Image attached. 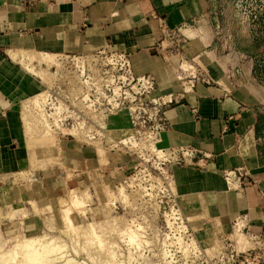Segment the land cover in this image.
Listing matches in <instances>:
<instances>
[{
  "label": "rangeland",
  "instance_id": "rangeland-1",
  "mask_svg": "<svg viewBox=\"0 0 264 264\" xmlns=\"http://www.w3.org/2000/svg\"><path fill=\"white\" fill-rule=\"evenodd\" d=\"M206 1L202 16L166 32L158 49L175 55L176 71L160 81L150 74L154 80L149 87L137 81L141 75H135L132 64L129 71L111 55L118 51L107 48L85 55L60 54L58 68L43 72L44 82L35 77L40 89L17 108L29 151L17 172L29 173L34 165L27 145L33 131L24 126V116L41 121L40 127L52 134L51 143L37 152L44 162L32 177L17 180L22 189L28 187L27 193L14 192L3 201L23 205L0 221V255L14 245V239L7 238L20 233L46 235V241L53 238L60 244L61 250L53 255L50 247L38 264H264V234L244 229L243 221L226 234L219 227L200 231L195 201L179 194L172 180L175 165L198 160L196 155L190 162L177 161L165 138L162 109L178 93L189 91L195 81L227 90L245 87L264 114V0ZM41 93L45 97L30 106L28 100ZM76 145L90 149L91 157L70 160L65 146ZM71 189L87 206L86 216L73 211L72 222H93L99 238L65 232L59 203L69 201ZM99 190L104 193L97 194ZM130 230L135 232L132 241ZM21 258L19 253L16 260Z\"/></svg>",
  "mask_w": 264,
  "mask_h": 264
},
{
  "label": "crops",
  "instance_id": "crops-1",
  "mask_svg": "<svg viewBox=\"0 0 264 264\" xmlns=\"http://www.w3.org/2000/svg\"><path fill=\"white\" fill-rule=\"evenodd\" d=\"M206 6V0H0V205L14 192L27 193L12 177L27 155L17 108L40 89L6 49L85 55L107 48L127 53L135 75L160 81L173 75L177 60L158 49L165 41L161 22L171 30L185 27ZM249 94L245 87L195 81L162 109L168 146L197 151L196 162L173 167L172 180L179 194L193 196L204 233L219 227L226 234L243 221L244 229L264 234V114ZM65 148L70 160L92 154L82 146ZM228 171L234 172L230 184Z\"/></svg>",
  "mask_w": 264,
  "mask_h": 264
},
{
  "label": "bare ground",
  "instance_id": "bare-ground-1",
  "mask_svg": "<svg viewBox=\"0 0 264 264\" xmlns=\"http://www.w3.org/2000/svg\"><path fill=\"white\" fill-rule=\"evenodd\" d=\"M6 53L7 55L10 57V60L12 59L13 62H17L19 63L23 69H25L30 75H33L36 78H40L41 81L44 82V79L46 78L44 75V71H50V68L52 66H55L58 68V66L60 65L61 61H62V57H60V54H56L53 52H47V51H37V50H29V49H24V48H18V49H12V48H8L6 49ZM65 57V56H64ZM86 57V56H85ZM66 58V57H65ZM92 56L88 57V60H92ZM64 60V59H63ZM77 60V59H76ZM85 60V59H83ZM87 62V61H86ZM56 68V69H57ZM58 70V69H57ZM42 71V73H40ZM56 71V70H55ZM45 72V73H46ZM44 75V76H43ZM44 77V78H43ZM50 77V76H49ZM47 79V78H46ZM49 79V78H48ZM78 80V79H77ZM139 80H141V78H139ZM88 82V81H87ZM45 94L41 93V94H37L34 95L30 100H28V103H31L30 106L32 105V107H34L33 105L37 104V101L40 98H44ZM28 105V104H27ZM41 105V104H40ZM36 114V113H35ZM33 115V114H32ZM31 115V116H32ZM34 116V115H33ZM32 116V117H33ZM24 126L28 127V129L30 128L33 131V137L32 139L29 138L30 140L27 142V145H31V149H30V158L32 159V162H34L33 164V168L31 170V172L29 173H23L22 172H13L12 177L14 178V180H21V181H26L27 179L31 178L32 176H30V173H32L35 169H37L39 166L42 165V163L44 162V159H42L40 157V154H37V152L39 150H46V146L51 143V136L50 133H47L49 131H47V129L41 128L39 123L41 122H33V120L30 117L24 116ZM37 119V118H36ZM38 123V124H37ZM41 124V123H40ZM42 126V125H41ZM82 134V133H81ZM50 136V137H49ZM26 141V140H25ZM36 143L40 144L37 145L39 148H37ZM53 144V143H52ZM36 146V147H35ZM28 151V150H27ZM29 152V151H28ZM162 154V153H161ZM162 157V156H161ZM176 158V157H175ZM30 163V161H29ZM53 163H56L55 161ZM25 165V164H24ZM37 165V166H36ZM24 168V167H23ZM22 168V169H23ZM10 179V178H9ZM15 181V182H16ZM31 181V180H30ZM235 181V180H234ZM23 183V182H22ZM30 183V182H29ZM24 184V183H23ZM233 185V184H232ZM232 187V186H231ZM234 187V186H233ZM88 192V191H87ZM76 191H73V189H71L68 192V196L70 197L69 201H61L59 203V205H61V216H62V220H63V224L65 226V232H67L69 235L73 234V235H77L78 237L81 234H92L93 236L98 237L99 238V234L97 233V229L95 228V226L93 225V222H87V223H77L74 224L72 222V213L73 211H76L77 213H81V216H86V210H87V206H86V201L85 199H83L84 197L80 196L81 194H77L76 195ZM103 194L104 191L99 190L97 192V194ZM89 194V193H88ZM105 196V194L103 195ZM187 197H193V196H187ZM28 203L34 204V200L31 198L26 199ZM66 200V199H65ZM50 204H52V198H50ZM23 204L19 203V204H12V205H0V221L2 219L5 218H11L12 216H14V213L16 211H18L21 206ZM5 206H7L5 208ZM54 207V206H53ZM29 209V208H28ZM35 209V208H34ZM32 210V209H31ZM34 211V210H33ZM25 216V215H24ZM73 216V215H72ZM128 229V228H127ZM130 229V227H129ZM18 231V230H17ZM64 231V230H63ZM126 231V230H125ZM129 231V230H127ZM126 233V232H125ZM135 233V232H134ZM134 233L130 230V233L128 236H130V241H132L131 239H133V235ZM20 235V233H19ZM18 234L10 236L7 238V240H13L14 239V245L12 247H10L9 249L7 248V250H3L1 255H0V260L2 262H5L8 264V262L12 264L13 261H19L17 258V255L19 253H21L23 261L19 263H23V264H30L33 262H38L42 261V258L45 257L47 255V250H49V248L51 247L50 251L51 254H53L54 252L57 253V250H61V246L56 245V243H54V239L51 238L50 240L46 241V235H36V236H32V237H28V236H19ZM22 235V234H21ZM67 235V234H66ZM68 235V236H69ZM72 235V236H73ZM91 235V236H92ZM71 236V235H70ZM71 236V237H72ZM75 236V237H77ZM1 237V236H0ZM83 237L82 235L80 236V238ZM87 237V235H86ZM89 237V236H88ZM92 238V237H91ZM98 238L96 240H98ZM84 239V238H83ZM87 240L89 238H86ZM77 240H80L79 238H77ZM85 240V239H84ZM90 240V239H89ZM88 240V241H89ZM137 240V239H136ZM92 241V240H91ZM111 241V240H110ZM100 241H97V243H99ZM107 242V240L105 241ZM135 242V241H134ZM178 242V241H177ZM58 243V242H57ZM108 243V242H107ZM115 243V242H114ZM104 245V243H102ZM106 244V243H105ZM112 244V243H111ZM2 245V242L0 244V246ZM114 245V244H113ZM112 245V247H113ZM64 246V245H63ZM99 246H101L99 244ZM115 247V246H114ZM63 248V247H62ZM100 248V247H97ZM111 248V247H109ZM1 250V249H0ZM64 251V248L62 249ZM100 250V249H99ZM109 250V249H108ZM53 251V252H52ZM101 252L103 250H100ZM116 251V250H115ZM48 252V253H49ZM62 252V251H61ZM54 253V254H55ZM100 253V252H98ZM106 253V252H105ZM111 253V251H110ZM53 254V255H54ZM62 253H58V255H60ZM104 254V252H103ZM109 254V253H108ZM52 255V256H53ZM57 255V254H56ZM55 255V256H56ZM57 255V256H58ZM64 255V254H63ZM50 258V256L48 257ZM109 259V258H108ZM67 261V260H66ZM41 262V263H42ZM47 262V261H46ZM14 263V262H13ZM40 263V264H41ZM50 263V261H49ZM52 263V262H51ZM54 263V262H53ZM71 263V262H70ZM4 264V263H3ZM16 264V262H15ZM45 264V263H44Z\"/></svg>",
  "mask_w": 264,
  "mask_h": 264
},
{
  "label": "built area",
  "instance_id": "built-area-1",
  "mask_svg": "<svg viewBox=\"0 0 264 264\" xmlns=\"http://www.w3.org/2000/svg\"><path fill=\"white\" fill-rule=\"evenodd\" d=\"M161 26V29L162 31L165 33L166 35V32H168L169 29L167 26H166V23L164 21L161 22L160 24ZM111 55L116 58L117 60L119 61H122V65H126L127 68L129 69L130 71V68H131V61H130V57L127 53H124V52H114V53H111ZM153 80H154V77L150 74H147V75H141V80H139L137 78V81L138 82H141V84L146 87V85L149 87L153 84ZM151 84V85H150ZM171 100H169L170 102ZM226 128V127H225ZM176 154H177V161L178 160H181V161H193V159L196 157L197 155V151L196 149H194L193 147L191 146H179V147H174V148H171ZM202 158H209V155H206V154H202ZM233 171H228L225 173V178L226 180L229 182L230 184V178L233 176Z\"/></svg>",
  "mask_w": 264,
  "mask_h": 264
}]
</instances>
